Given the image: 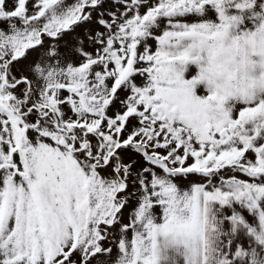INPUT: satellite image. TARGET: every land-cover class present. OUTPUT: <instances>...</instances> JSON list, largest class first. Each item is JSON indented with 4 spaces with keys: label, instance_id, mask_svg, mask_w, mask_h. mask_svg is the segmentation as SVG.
Returning a JSON list of instances; mask_svg holds the SVG:
<instances>
[{
    "label": "snow or ice",
    "instance_id": "6c2138e0",
    "mask_svg": "<svg viewBox=\"0 0 264 264\" xmlns=\"http://www.w3.org/2000/svg\"><path fill=\"white\" fill-rule=\"evenodd\" d=\"M0 264H264V0H0Z\"/></svg>",
    "mask_w": 264,
    "mask_h": 264
}]
</instances>
